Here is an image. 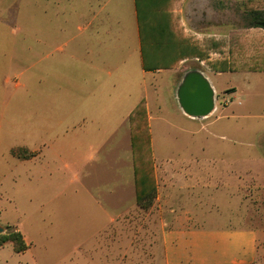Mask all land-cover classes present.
Wrapping results in <instances>:
<instances>
[{"label": "rangeland", "instance_id": "374dc122", "mask_svg": "<svg viewBox=\"0 0 264 264\" xmlns=\"http://www.w3.org/2000/svg\"><path fill=\"white\" fill-rule=\"evenodd\" d=\"M42 5L43 0H0V225L7 232L20 228L31 244L26 253L17 254L14 243L7 242L0 249L2 264H166L160 237L169 227L171 210L179 209L167 206V194L201 188L208 195L205 216L219 221L213 226L258 233L254 264H264V82L251 92L238 76L224 74L216 79L220 94L213 114L197 119L179 113L176 93L184 74L192 69L208 72L212 60L204 66L200 60H186L173 70L149 73L144 81L137 72L128 89L131 101L147 90L131 132L137 171L152 172L154 136L164 153L193 154L189 175L165 183L163 194L149 197L145 209L131 211L128 223L95 224L83 199L74 206L43 205L47 188L42 167L33 171L32 163L16 160L30 153L26 146L41 140L38 128L32 136L30 130L32 122L40 127L43 121L41 72L48 49L42 43ZM250 11L248 0H176L172 6L188 39L222 57L233 55V68H264V31L252 26ZM70 20L71 12L65 9L61 23ZM212 40L222 47L212 46ZM237 54L243 63L234 60ZM19 72L23 86L16 90L4 78ZM231 84L242 94L236 101L229 95L232 90L223 91ZM147 102L151 114L161 118L154 120L152 135L144 112Z\"/></svg>", "mask_w": 264, "mask_h": 264}, {"label": "crops", "instance_id": "0c3cea01", "mask_svg": "<svg viewBox=\"0 0 264 264\" xmlns=\"http://www.w3.org/2000/svg\"><path fill=\"white\" fill-rule=\"evenodd\" d=\"M65 9L71 12L72 20L63 24L61 16ZM42 20V43L48 49L43 55L41 72L43 121L40 127L32 122L30 130L32 136L38 128L41 140L26 146L30 153L16 160L19 164L32 163L33 171L42 167L47 188L42 195L43 205L64 202L74 206L76 200L83 199L92 209L95 224L128 223L131 211L140 207L131 134L133 118L147 96L145 89L142 96L138 94L131 101L130 80L136 78L137 72L144 81L149 73L173 69L145 70L136 0H43ZM189 41L197 52L183 61L197 59L204 66L207 60H212L208 72L192 70L202 72L210 81L215 97L220 94L216 79L224 74L238 76L251 92L264 82V68H233V55L222 57L219 52H210L192 39ZM211 42L214 47H222L219 41ZM254 55L251 50V56ZM241 59V54L234 58L243 63ZM20 78L21 72L4 79L17 90L23 86ZM230 90L234 101L241 97L235 84L223 91L228 94ZM178 106L180 115L186 116L179 103ZM151 111L147 102L144 112L148 114L152 135L154 120L161 118ZM150 145L153 158L150 189L163 194L165 183L174 184L190 174L193 154L164 153L154 136ZM49 192L54 194L48 196ZM205 194L202 188L167 194V206L179 209L171 210L169 227L160 237L166 264H254L259 254L258 233L213 226L219 221L205 216L204 207L208 203ZM191 199L194 201L190 203ZM194 202L198 204L196 208ZM19 230L28 249L23 253L13 249L24 254L31 244Z\"/></svg>", "mask_w": 264, "mask_h": 264}, {"label": "trees", "instance_id": "16d2710c", "mask_svg": "<svg viewBox=\"0 0 264 264\" xmlns=\"http://www.w3.org/2000/svg\"><path fill=\"white\" fill-rule=\"evenodd\" d=\"M176 0H136L139 28L143 41L144 68L146 71L171 69L181 61L192 58L197 52L172 13ZM252 26L264 29V0H248ZM136 173L139 206L146 207V200L155 193L150 189L153 173ZM9 230V229H8ZM14 243L17 253L28 249L23 234L16 228L0 235V247Z\"/></svg>", "mask_w": 264, "mask_h": 264}, {"label": "water", "instance_id": "95a60500", "mask_svg": "<svg viewBox=\"0 0 264 264\" xmlns=\"http://www.w3.org/2000/svg\"><path fill=\"white\" fill-rule=\"evenodd\" d=\"M178 103L183 112L191 118H206L216 108L215 91L210 81L198 70L188 71L178 89ZM7 233V228L0 225V235Z\"/></svg>", "mask_w": 264, "mask_h": 264}]
</instances>
